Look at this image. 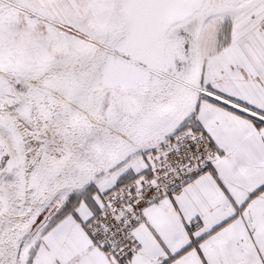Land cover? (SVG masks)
Instances as JSON below:
<instances>
[{
  "label": "snow or ice",
  "instance_id": "6c2138e0",
  "mask_svg": "<svg viewBox=\"0 0 264 264\" xmlns=\"http://www.w3.org/2000/svg\"><path fill=\"white\" fill-rule=\"evenodd\" d=\"M0 264H264V0H0Z\"/></svg>",
  "mask_w": 264,
  "mask_h": 264
}]
</instances>
